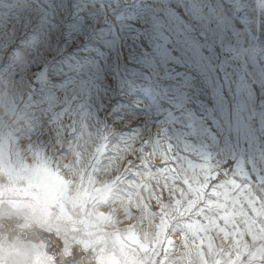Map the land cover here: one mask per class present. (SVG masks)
<instances>
[{"label": "snow or ice", "instance_id": "1", "mask_svg": "<svg viewBox=\"0 0 264 264\" xmlns=\"http://www.w3.org/2000/svg\"><path fill=\"white\" fill-rule=\"evenodd\" d=\"M0 81L37 121L119 125L207 164L209 203L264 180V0H0Z\"/></svg>", "mask_w": 264, "mask_h": 264}, {"label": "rangeland", "instance_id": "2", "mask_svg": "<svg viewBox=\"0 0 264 264\" xmlns=\"http://www.w3.org/2000/svg\"><path fill=\"white\" fill-rule=\"evenodd\" d=\"M22 97L0 81V264H264V180L209 203L207 164L119 125L37 121Z\"/></svg>", "mask_w": 264, "mask_h": 264}]
</instances>
